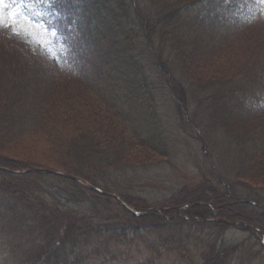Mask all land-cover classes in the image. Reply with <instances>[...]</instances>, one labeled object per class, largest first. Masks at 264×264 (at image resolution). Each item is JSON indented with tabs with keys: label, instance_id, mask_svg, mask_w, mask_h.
Segmentation results:
<instances>
[{
	"label": "rangeland",
	"instance_id": "obj_1",
	"mask_svg": "<svg viewBox=\"0 0 264 264\" xmlns=\"http://www.w3.org/2000/svg\"><path fill=\"white\" fill-rule=\"evenodd\" d=\"M214 2L216 8L214 12L209 10V13L218 15V22H221L222 27L228 32L238 31L239 23L233 20V18L238 19L236 14H230L231 18L225 17L222 5L224 3L221 4V0H214ZM15 10H19L18 3H16ZM23 15L28 19L19 16L18 23L14 26L0 27V61L6 63L8 60L10 64L4 70L6 64L3 63L0 66L1 168L12 170V166L22 165L33 167L31 170L44 167L78 175L76 171L85 167L82 174L89 177L90 182L97 189L105 190L110 195L121 194L137 209L161 208L173 201L183 203L202 200L214 208L197 207L193 211L206 210L209 214H216L219 211L223 214L221 217L225 215L224 218L229 219L255 217L252 221L264 225V207L256 209L248 203V199H253L259 204H264V136L259 135L255 140L248 139L242 143L243 151L238 156H236V151L240 150L238 146L240 142L236 143L234 139L237 136L244 138L247 133H249L248 137L254 138L259 128V118L264 114L258 113L259 110L255 107H252L253 109L242 107L237 102L238 98L234 100L231 95L236 90L239 91L236 85L247 79L259 85L264 82L258 76V71L264 70V57L261 58V53L258 52L262 50L261 30L255 31L250 39L242 36L239 38L236 36L239 34L237 32L229 38L224 37L226 35L222 34L223 31L210 36L213 33L212 26L202 27L208 30L200 33L198 28H195V24L191 25L192 18L189 14L179 15L178 19L183 24L184 21H190V24L183 25L185 26L184 32H187L181 34L186 44L183 46L185 49L181 50L184 53L183 58L187 56L186 53L192 52V56L197 60V66L207 64V67H198L199 70L211 74L210 77L216 83L222 81L220 79L230 78L229 81L226 80L224 90L228 95L223 97V100L220 99L223 104L218 103L217 105L222 109L221 116L217 115V117L207 111L206 104L203 103L202 106L195 103L194 96L189 105L183 101H176L177 98L175 99V95L171 94L165 82L166 79H163L156 71L157 66L142 48L143 51L139 54L140 60L143 63L148 61V65L144 67L154 79L152 85L155 97L152 98L155 109L153 113L156 117L154 116L153 119L146 117L141 112V108L143 109L141 103L135 106L134 112L139 114L142 120L137 122L131 118L130 121L132 120L131 123L136 133L146 137L148 143L144 144L142 137L137 140L128 132V124L124 120H119V124L115 118V125L120 129H117L113 136H108L97 126L93 127L92 117L96 116L100 119L103 113L106 115L107 113L95 101L93 94L82 83H79L81 77L100 73V70L102 74L104 72L103 68H98V71L96 68L91 70L90 65L85 64L84 61H89V64L94 65L96 57L102 59L101 57L105 56L110 63L117 62L120 69L124 68L125 64L115 60V56L120 54L118 50L124 40V27L117 26L118 32L110 37V41L100 42L102 45L106 43V49L97 54L93 51L96 40L91 42L94 34H91L86 43L80 40L81 37L86 40L84 36L86 31L82 25L67 30L65 26L61 28L49 22V17L34 15L31 10H25ZM74 19L77 20V18ZM5 23H8L7 20ZM94 24L96 22H92L91 27ZM158 30L152 32L151 37L156 45L160 46L159 54L165 59L170 54L164 52V47L162 48L164 39ZM57 37L59 45L51 47L55 53L50 55L47 52L48 48L43 46L50 41L56 43ZM166 43L168 45V40ZM189 44L191 46L187 47ZM230 44L233 47H230ZM220 59L223 61V66L218 64ZM211 60L216 64L212 69ZM79 61V66L82 64L81 68L78 66ZM177 70L175 78H178V81H185L187 78L183 76L184 71L179 67ZM242 70L246 74L243 75ZM210 77L206 76V78ZM181 86L184 85L181 84ZM43 89L45 91L51 89L52 92L48 99L47 96L42 99L46 98L49 103L54 102L48 110L51 115L49 124L46 123L45 128L38 127L35 123L33 126L29 123L27 125L16 124L19 111L10 106L14 102L12 101L14 90H24L23 93L28 99L23 101L29 104V100L38 99L37 94H42ZM220 117L229 119L230 136L221 128ZM90 132L94 134L92 139L95 143L106 144L99 146L105 153L110 151V156L105 155L106 158L104 157V164H100L98 162L100 160L93 156L97 151L95 144L90 146L89 143L83 141V145L78 144L83 148L82 150H72L71 154L67 151L71 144L74 145V142L69 141L72 136L80 135L84 139L91 134ZM120 137L130 143L124 152ZM58 142L66 144L60 146ZM109 142L112 143L111 146H108ZM93 147L95 149H92ZM120 150L119 155L117 153ZM103 167L108 169H101ZM9 180L16 185L26 182ZM234 200L235 204L227 205ZM98 207L100 210H107L109 216H113L115 212L119 219L128 220L127 216L119 210L116 211L117 208L111 203L102 202ZM164 208L169 209L167 206ZM129 209H135V207ZM12 213L9 212V214ZM162 213L174 215L177 212L162 211ZM151 221L154 222L153 224L159 223L157 219ZM224 225L221 223L218 227L211 225V227L204 228H199L197 225H193L194 228L189 225L180 228L173 226L172 230L179 235L190 234L193 240L209 241L219 248L230 249L227 252L229 256L227 264H264V251L256 241L255 232L242 224H231L229 227ZM51 226L60 228L59 220L53 219ZM22 227L23 232L28 229L27 226ZM189 228H191L190 233ZM160 232L163 235L171 233L165 228H161ZM0 250L2 251V248Z\"/></svg>",
	"mask_w": 264,
	"mask_h": 264
},
{
	"label": "trees",
	"instance_id": "obj_2",
	"mask_svg": "<svg viewBox=\"0 0 264 264\" xmlns=\"http://www.w3.org/2000/svg\"><path fill=\"white\" fill-rule=\"evenodd\" d=\"M16 3H18V11L22 18H25L23 13L28 9L38 17H49V22H53L61 28L65 26L67 30L82 25L86 31L84 36L87 41L83 37L80 40L86 43L89 41L88 38L91 34H94L91 42L96 40L93 51L97 54L99 51L106 49V43L102 45L100 42L110 41V37L118 32L117 26L124 27V40L118 50L120 54L115 56V60L125 64L124 68L120 69L117 62L110 63L105 56H102V59L96 57L94 65L89 64V61H84V63L90 65L91 70L96 68L98 71V68H103V74L100 70V73L80 76L81 81L79 80V83H82L93 94L95 101L110 117L104 113L100 119L96 116L92 117L94 119L93 127L97 126L104 130L108 136H113L117 129H120L115 125V118L119 124L120 121L124 120L128 124V132L137 140L142 137L144 144L148 143L146 137L141 136L138 132L136 133L131 123L132 120L137 122L142 120L139 114H135V106L142 103L143 109L141 108V112L146 117L153 119L156 116L153 113L155 109L152 98L155 97L152 85L154 79L153 75L144 67V65H148V61L143 63L140 60L139 54L142 53V48L145 49L148 57L152 58L157 66V68L155 67L156 71L163 79H166L165 82L171 94L175 95V99L177 98L176 101H183L189 105L194 96L195 103L202 106L203 103L206 104L207 111L217 117V115L221 116L222 113V109L217 105L223 104L222 98L228 95L224 90L226 80L229 81L230 78L220 79L222 81L216 83L210 77L211 74L199 70L198 67H207V64L197 66V60L192 56V52L189 53L190 55L186 53L187 56L183 58L184 53L181 50L182 48L185 49L183 46L186 44L182 40L181 34L184 32L186 24H190V21H184L183 24L178 19L179 15L189 14L192 18L191 25L195 24V28H198L200 33L208 30L202 27L212 26L213 33L210 36L223 31L222 34L226 35L224 37L229 38L237 32L239 34L236 36H239V38L242 36L246 37L245 39H250L251 36H254L255 31L261 30L262 43H260V46L262 50L258 52L261 53V58L264 57V7L257 4L256 0H221V4L224 3L222 5L225 10V17L231 18L230 14L233 13L238 17V19L233 18L240 26L239 30L234 33L228 32L222 27V23L218 22V15L209 13L210 11L214 12L216 8L214 0H23V2L15 0V8ZM74 18H77V20ZM92 22H96V24L91 27ZM157 29H159L158 33L162 34L164 39L162 41L164 52L170 54L169 57L165 58L167 61L159 54L160 46L156 45L153 37H151L152 32ZM192 31L194 30L192 29ZM56 40V43L50 41L43 46L48 48L47 52L50 55L55 53L51 47L59 45V38L57 37ZM189 46L191 44L187 47ZM78 50L80 51L79 48ZM210 62L212 69L216 64L212 60ZM219 62L218 64L223 66L221 59ZM3 63L1 60L0 66ZM4 64L6 66L3 70L10 65L8 60ZM79 64L80 61L78 66ZM79 67L81 68L82 64ZM178 67L184 71L185 75L183 76L187 78L185 81L180 79L178 81V78H175V76L177 77L175 72L178 71ZM263 71L259 70L258 76L264 80ZM242 74L244 75L246 72L242 70ZM206 76L210 78H206ZM181 84L184 86H181ZM236 87L239 91L235 89L236 92L231 94L234 100L238 98L237 102L242 107L250 109L255 107L258 108V113L264 114V82L259 85L247 79L236 85ZM23 92L24 90H14L12 100L14 102L10 104L13 109L19 111L15 123L21 125L29 123L31 126L35 123L38 127L45 128L51 117L48 110L54 104V102L49 103L46 101L51 95V89L46 91L43 89L42 94H37L38 99L36 101L29 100V104L23 101L28 99ZM205 93L206 95H204ZM45 96H47V99H42ZM20 114L22 115L20 116ZM220 120L221 128L230 136L228 125L231 124L229 119L221 118ZM258 123L259 128L254 138H251L252 136L248 137L249 133H247L248 136L245 134L244 138L242 136L234 137L236 143L240 142H238L240 150L236 151V156L243 151L242 143L248 139L255 140L259 135L264 136V116L259 118ZM93 135L91 133L84 139L80 135L72 136L69 141L74 142V145L71 144L67 151L71 154L72 150H82L83 148L79 145H83V141L89 143L90 146L95 144L97 145L95 146L97 151L94 150L96 155L93 156L101 161L97 160L100 164H104V157L105 155L110 156V151L108 150V153H105L99 146H105L106 144L95 143V140L92 139ZM120 138L122 139L120 144L124 152L128 149L130 143L125 142L123 137ZM58 143L60 146L66 144ZM111 145L112 143L109 142L108 146ZM95 147L92 149H95ZM89 153H91V150H89ZM117 154L120 155L121 150ZM99 163L98 166L100 167ZM106 166L108 167V165ZM32 168L15 165L11 167L12 170H7L0 167V248H2V251L0 250V264H227L229 258L227 252L230 249L226 247L219 248L209 241L193 240L190 234H176V231L172 230L173 226L180 228L189 225L194 228L193 225H197L199 228H204L211 227V225L218 227L221 223H224V226L229 227V222L236 221L248 226H256L264 232V225L252 221L255 217L229 219L224 218L225 215L221 217L223 214L219 211L216 214H209L206 210L193 211L197 207L214 208V206L202 200L183 203L173 201L163 205L162 207H170L167 211L177 212L174 215L184 214L189 218L175 217L169 219L168 217L173 215L144 214L142 208L137 209L125 196L119 194L118 196L124 203L130 207H135L134 211L139 212L135 214L113 198L100 194L89 186L82 184L81 181L95 187L90 182L91 179L82 174L85 167L76 171L78 175L63 171L59 173L41 172L36 169L27 171ZM37 169L58 172L53 168L39 167ZM9 179L26 182L16 185L11 183ZM102 191L106 192L105 190ZM196 199L199 200V198ZM248 200L251 207L259 208L252 204V202L259 204L257 201ZM102 202L115 205L116 211L119 210L124 213L128 220L119 219L115 212L113 216H109L107 210H100L98 205ZM235 203L234 200L227 205L232 206ZM240 203L243 202L240 201ZM182 205H191V207L177 210V207ZM14 209L16 210L14 211ZM9 212L13 213L9 214ZM3 217H6V219H3ZM194 217L210 220L196 221L193 220ZM55 218L59 220L60 228L51 226V222ZM152 219H157L159 223L153 224ZM22 226H27L28 229L23 232ZM161 228L168 229L171 233L163 235L160 232ZM190 230L191 228L188 230L189 233ZM259 246L261 247L260 244ZM261 249L264 251L262 247Z\"/></svg>",
	"mask_w": 264,
	"mask_h": 264
},
{
	"label": "snow or ice",
	"instance_id": "obj_3",
	"mask_svg": "<svg viewBox=\"0 0 264 264\" xmlns=\"http://www.w3.org/2000/svg\"><path fill=\"white\" fill-rule=\"evenodd\" d=\"M256 3L264 7V0H256ZM19 16L20 13L15 10V0H0V27L14 26ZM6 20L8 23H5Z\"/></svg>",
	"mask_w": 264,
	"mask_h": 264
},
{
	"label": "water",
	"instance_id": "obj_4",
	"mask_svg": "<svg viewBox=\"0 0 264 264\" xmlns=\"http://www.w3.org/2000/svg\"><path fill=\"white\" fill-rule=\"evenodd\" d=\"M51 172L57 173V172H55V171H51Z\"/></svg>",
	"mask_w": 264,
	"mask_h": 264
},
{
	"label": "bare ground",
	"instance_id": "obj_5",
	"mask_svg": "<svg viewBox=\"0 0 264 264\" xmlns=\"http://www.w3.org/2000/svg\"><path fill=\"white\" fill-rule=\"evenodd\" d=\"M232 202V201H231Z\"/></svg>",
	"mask_w": 264,
	"mask_h": 264
}]
</instances>
